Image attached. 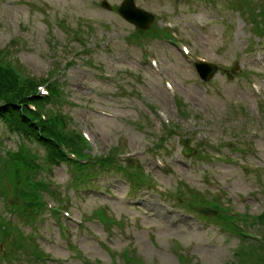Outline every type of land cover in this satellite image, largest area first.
I'll return each mask as SVG.
<instances>
[{
	"label": "rangeland",
	"instance_id": "1",
	"mask_svg": "<svg viewBox=\"0 0 264 264\" xmlns=\"http://www.w3.org/2000/svg\"><path fill=\"white\" fill-rule=\"evenodd\" d=\"M101 1L0 0V51H9L7 58L36 79L57 68L54 77L66 96L59 108L73 127L89 135L91 154H105L117 145L118 157L125 159L123 151H133L132 161L149 179L131 191L122 174L99 168L78 190L68 186L72 171L65 163L43 170L44 178L57 183L56 192L64 195L61 209L69 210L72 219L59 217L61 230L45 210L35 222H24L11 208L13 199L1 196L0 221L12 211L10 222L33 232L39 250L51 259L3 257L5 241L0 239V264H122L126 249L145 264H181L179 249L186 250L189 264H230L240 239L212 220L213 209H198L199 215V203L192 204L186 193L176 199L177 179L183 177L187 192L229 203L240 215L256 217L264 211V114L250 85L264 75V33L254 35L253 24H245L230 0H134L153 14L151 25L167 16L181 43L215 63L213 78L202 82L178 44L136 33L137 27L117 11L122 0H106L111 9ZM157 24L163 27L161 20ZM141 46L155 54L161 75L144 60ZM163 77L172 82L175 95L164 88ZM157 111L170 118L168 131ZM4 130L0 122V143L15 148L16 136ZM187 142L200 154L184 155ZM30 146L43 153L41 146ZM98 208L107 222L96 215ZM246 224L258 234L256 226Z\"/></svg>",
	"mask_w": 264,
	"mask_h": 264
},
{
	"label": "trees",
	"instance_id": "2",
	"mask_svg": "<svg viewBox=\"0 0 264 264\" xmlns=\"http://www.w3.org/2000/svg\"><path fill=\"white\" fill-rule=\"evenodd\" d=\"M239 14L247 21V14L252 13V18L260 16L264 23V11L257 9V6L252 0H233ZM259 32L263 31L261 25H256ZM158 27L155 25L152 35H158ZM6 51V50H1ZM0 63V122L4 125V133L18 135L21 139L41 146L44 149L42 154H33L25 152L24 148L17 145L15 148L5 150L4 155H0V193L4 190L11 193L15 200L17 212L20 218L25 221L33 222L45 207L40 198V193L47 190V185L43 178L36 176L41 172L43 166L47 163H56L66 160L65 153L60 149L59 143L65 142L71 150H74L78 155H84V147L86 142L81 135L69 126V121L64 114H60L59 118L63 123V133L57 134L56 130L50 121H43L36 112L30 111L27 107V102L30 100L37 101L43 106H53L63 104L65 96L60 93V84L58 81H52L50 88L55 93H59L60 100L55 102L53 97L41 100L37 97L35 84L45 81L53 76L55 68L49 71L47 77L36 79L35 77H22L16 70L12 62L8 59H3ZM260 111L263 112L261 106ZM117 147H113L110 151V156L117 152ZM107 166V158L103 159ZM73 170V175L70 179V184L77 188L83 185L89 176V172L95 168L92 161L85 164H78L76 161L68 162ZM128 176L136 178V171L127 172ZM34 177V179H32ZM214 209H219V205L215 202L209 204ZM54 211V210H53ZM53 216L57 213L51 212ZM101 216L102 212L97 211ZM224 214L219 213L218 219L223 220L225 226L232 228L241 238L240 245L235 247L233 260L230 264H264V246L257 243L254 239H249L244 236L236 225L229 220ZM247 219V217H246ZM251 224L256 225L258 232L264 237V211L251 220ZM0 239L4 240L5 253L3 257L8 255L25 256L32 258L39 257L37 251L31 246L26 235L18 232L14 227L5 225L4 221H0ZM11 259V258H10ZM8 259V260H10ZM122 264H135L124 255Z\"/></svg>",
	"mask_w": 264,
	"mask_h": 264
},
{
	"label": "water",
	"instance_id": "3",
	"mask_svg": "<svg viewBox=\"0 0 264 264\" xmlns=\"http://www.w3.org/2000/svg\"><path fill=\"white\" fill-rule=\"evenodd\" d=\"M106 5L105 2H103ZM120 13L127 18L129 21L135 23L139 27H148L149 22H151L152 17L148 15L145 11L138 9L134 6L132 0H124L121 7L119 8ZM210 71L214 70V67L209 66ZM192 152L191 147L186 146L184 149L185 154H189Z\"/></svg>",
	"mask_w": 264,
	"mask_h": 264
}]
</instances>
